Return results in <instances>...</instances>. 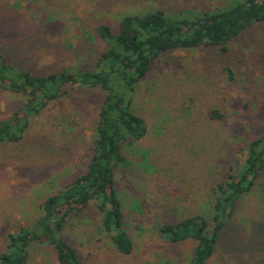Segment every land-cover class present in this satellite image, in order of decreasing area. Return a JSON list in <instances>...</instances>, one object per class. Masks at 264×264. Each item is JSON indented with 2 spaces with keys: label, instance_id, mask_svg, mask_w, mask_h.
Returning a JSON list of instances; mask_svg holds the SVG:
<instances>
[{
  "label": "rangeland",
  "instance_id": "obj_1",
  "mask_svg": "<svg viewBox=\"0 0 264 264\" xmlns=\"http://www.w3.org/2000/svg\"><path fill=\"white\" fill-rule=\"evenodd\" d=\"M231 1L0 0V51L8 59L11 57L13 64L38 75L74 67L93 69L105 50V44L96 36V29L102 24L110 25L116 31L119 20L126 15H140L156 9L169 13L208 12L225 7ZM263 49L264 23H261L238 41H233L228 55L213 48L173 51L154 63L135 99L136 112L147 119L149 132L142 141L126 150L129 164L117 180L119 191L123 190L118 196L125 201L124 214L134 239V251L131 256L123 257L114 251L107 239L91 247L93 239L89 240V237L96 233L99 219L98 212L91 207L72 218L73 226L63 232V237L78 246L84 256L92 252L90 264H189L195 242L169 245L159 238L157 225L161 222L160 217H169L167 221L175 222L189 213H198V207L192 203L196 198L200 199L201 205L202 202L209 204L206 186L212 176L206 174L205 165L199 167V163L191 160V155H188L190 163L186 164L185 172L188 178L194 179L206 174L201 183L181 184L178 180L169 181L157 176L156 169H177L185 156L182 149L175 151L173 146L179 141L172 138V123L164 119L160 127L166 131L159 130V118L167 114L169 107L160 106L158 101L170 94V103L180 107L181 93L197 92L199 86L208 94L199 102L201 114L215 108L227 116L223 128L215 123L212 128L221 137L228 134L231 149L237 151L239 139L251 141L264 133ZM228 64L238 79L234 83L219 74ZM208 66L212 67L208 80L216 83L215 88L208 90L203 84L193 83L186 86L184 73L194 71L204 79ZM102 97L98 91L72 90L32 121L23 142L0 147V252L4 250L8 233L30 225L39 216L40 206L46 198L83 173L93 137L90 125L97 117ZM23 103V97L0 88V122L12 117ZM185 129L190 145H186V149L199 150L201 155L206 142L194 141L191 145V134L196 135L198 130V134L209 142L216 134L203 133L200 127ZM145 152H148L146 156ZM237 159L241 161L242 155L238 154ZM263 185L264 178L260 186ZM184 190L190 191L192 198L180 207L176 202ZM250 220L256 224L255 231L264 223V190L241 200L227 228L228 233L208 264H264V245L256 248L252 243L248 245L254 234ZM30 264L57 263L51 250L44 246L33 252Z\"/></svg>",
  "mask_w": 264,
  "mask_h": 264
},
{
  "label": "trees",
  "instance_id": "obj_2",
  "mask_svg": "<svg viewBox=\"0 0 264 264\" xmlns=\"http://www.w3.org/2000/svg\"><path fill=\"white\" fill-rule=\"evenodd\" d=\"M261 23H264V0H232L225 7L208 12L169 13L156 9L140 15H126L119 20L116 31L107 24L97 27L96 36L105 44V50L99 53L93 69L74 67L40 75L13 64L11 57L8 59L0 51V88L24 99L12 117L0 122V147L23 142L32 121L72 90L98 91L103 96L97 117L90 125L93 137L83 173L46 198L40 206L39 216L30 225L7 234L4 250L0 252V264H30L33 252L44 246L51 250L57 264H90L92 252L84 256L78 246L63 237V232L73 226L72 218L91 207L99 214L96 233L89 237V240L93 239L91 247L107 239L118 254L131 256L134 239L128 231L125 201L118 196L123 190L119 191L117 180L129 164L126 150L142 141L149 132L147 119L135 109L137 91L146 83L154 63L165 55L204 48L228 55L233 41H238ZM211 68L207 67L204 79L194 71L184 73V83L186 86L203 84L208 90L215 88L216 83L208 80ZM219 74L229 83L238 80L230 64L222 67ZM178 85L182 86L179 81ZM206 95V91L198 86L197 92L181 93L180 107L170 103V94L158 101L160 106L169 107L167 114L159 118L158 127L164 119L172 123V138L179 141L173 144L175 151L182 149L188 158L184 156L175 171L156 169L157 176L169 181L178 180L181 184L201 183L207 173L212 176L206 186L209 204L202 202L201 205L200 199L196 198L192 203L198 207V213H189L175 222L167 221L169 217H160L161 222L157 225L159 238L169 245L195 242L189 264H208L228 233L227 228L241 200L264 190V185L260 186L264 178V133L251 141L233 137L240 140L239 149L233 151L229 135L221 137L212 128L214 123L223 128L227 116L215 108L201 114L199 102L205 100ZM184 127H200L203 133H216L210 142L201 137L198 130L196 135L191 134V145L194 141L206 142V147L201 149L202 155L199 150L186 149L189 139ZM159 130L166 131L161 127ZM238 154L242 155L241 161L237 159ZM188 155L199 163V167L205 165L204 176L188 178L185 172L186 164L190 163ZM127 195L132 196V193ZM191 196L190 191L184 190L176 203L183 207L184 201ZM249 223L254 234L248 245L252 243L255 248L264 245V223L257 231L256 224L252 220ZM232 232L237 234L235 230ZM243 248L247 249L246 245Z\"/></svg>",
  "mask_w": 264,
  "mask_h": 264
}]
</instances>
